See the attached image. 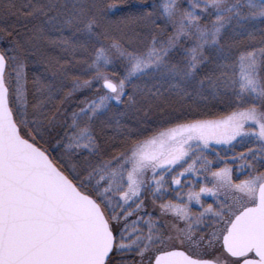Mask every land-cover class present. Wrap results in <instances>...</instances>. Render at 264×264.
<instances>
[{"label": "snow or ice", "instance_id": "obj_1", "mask_svg": "<svg viewBox=\"0 0 264 264\" xmlns=\"http://www.w3.org/2000/svg\"><path fill=\"white\" fill-rule=\"evenodd\" d=\"M0 264H264V0H0Z\"/></svg>", "mask_w": 264, "mask_h": 264}, {"label": "trees", "instance_id": "obj_2", "mask_svg": "<svg viewBox=\"0 0 264 264\" xmlns=\"http://www.w3.org/2000/svg\"><path fill=\"white\" fill-rule=\"evenodd\" d=\"M128 2L131 3V4H136L137 0H128ZM86 93H87V90H86ZM86 93H81L80 94L81 98H83Z\"/></svg>", "mask_w": 264, "mask_h": 264}, {"label": "rangeland", "instance_id": "obj_3", "mask_svg": "<svg viewBox=\"0 0 264 264\" xmlns=\"http://www.w3.org/2000/svg\"><path fill=\"white\" fill-rule=\"evenodd\" d=\"M209 202H210V198H209ZM151 211V209H150ZM157 214V213H154V215ZM164 219L168 220V221H171L173 218L172 217H165ZM205 255H210V253H205Z\"/></svg>", "mask_w": 264, "mask_h": 264}]
</instances>
